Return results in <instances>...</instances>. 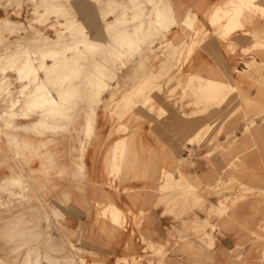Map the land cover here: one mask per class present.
Wrapping results in <instances>:
<instances>
[{"label": "rangeland", "instance_id": "1", "mask_svg": "<svg viewBox=\"0 0 264 264\" xmlns=\"http://www.w3.org/2000/svg\"><path fill=\"white\" fill-rule=\"evenodd\" d=\"M185 1L0 0V8L5 10L0 16V73L8 71V79L2 80L0 105L3 103L6 107L11 99L18 103V108L13 109L8 118L0 115V264H39V261L40 264H82L79 258L91 253L94 249L91 244L82 240L73 242L76 249L73 244L61 241L66 235L74 237L68 234L70 227L65 220L75 217L77 211L79 218L84 220L77 227L83 240L87 236L85 223L94 226L107 220L117 227L126 225L127 215L122 213L114 220L108 207V191L113 192L112 189H118L119 185L107 184L111 190L104 184L96 186L95 200L91 199L84 155L95 136L101 102L104 110L111 109L105 117H109L110 126L113 122L117 125L114 132L122 133L128 130L126 123L132 118L141 119L139 114L123 110L142 106L154 113L155 97L160 91L157 86L164 80L166 85L175 80L172 92L179 89L184 95L179 99L187 96L179 63L185 55V40L193 35L184 32L179 39L182 43L170 42L164 37L175 22L168 15L173 9L187 10ZM232 3L228 4L229 8ZM250 5L256 8L254 3ZM8 9L13 14L10 15ZM1 17H9L12 21L4 24ZM67 17L69 23L74 19L79 23L76 26L79 31L71 34V25L62 24ZM249 22L246 15L238 20L230 17L225 32L219 36L225 38L239 25L244 27ZM57 31L61 33L58 35ZM191 31L200 38L201 30L191 27ZM43 34L58 37L43 38ZM88 38L95 40L100 48ZM124 39L130 43L125 47ZM14 45L25 48L17 50L19 55L5 56ZM161 59L169 65L159 66ZM10 60L32 62L36 68L32 73H18ZM161 68L162 74L159 73L154 82H144L147 76L158 74ZM67 84L76 86L72 92L70 88L67 90L71 94L62 104L67 110L60 118L53 114L59 107L54 96L60 100L54 89L63 91L60 87ZM211 88L206 90V100H200L204 107L207 103L227 101V107L240 109V103L229 92L220 96ZM107 94L110 99L102 100V95ZM50 95L47 110L39 111L46 96ZM244 103L241 119L245 129L238 136L249 137L252 143L238 147L232 159L228 157L234 146L218 144L213 128H200L187 138L194 142V139L199 141L198 137H207L209 142H217L210 146L211 155L223 158L226 155V162L215 163L212 177L187 178L184 185L180 182L172 185L168 183V175L160 172L163 178L158 176L157 186L152 191L161 193L158 201L166 205V212L175 218L176 224L163 228L166 235L164 233L158 243H147L152 256L149 264H264V112L248 113L246 109H256L258 104ZM23 106L38 109V112L23 113ZM163 109L164 112L170 110L167 105ZM44 113L51 115L52 118L48 115L47 119L61 124L62 128L44 130L39 123L23 128L16 126V122L42 121ZM213 116L211 108L208 114L196 115L194 122ZM124 120L127 121L125 125ZM10 131L16 134L17 142ZM235 134L228 136L232 144L238 139ZM106 142L99 148L101 154L108 151ZM123 144L120 138L111 146L120 147V159L124 155ZM112 148L110 152L114 158L118 152ZM95 201L96 205L91 204ZM75 202L80 205L77 209ZM90 207H93V217ZM203 219L207 225L198 226ZM59 246L63 247L61 251ZM47 254L53 258L44 263L42 259ZM68 257L70 259L66 260ZM129 260L134 261V258ZM129 260L120 261L126 264Z\"/></svg>", "mask_w": 264, "mask_h": 264}, {"label": "crops", "instance_id": "2", "mask_svg": "<svg viewBox=\"0 0 264 264\" xmlns=\"http://www.w3.org/2000/svg\"><path fill=\"white\" fill-rule=\"evenodd\" d=\"M250 1L255 4L256 8H252ZM185 2L187 10L173 9L171 14L168 15V18L175 22L170 26L164 37L170 42L182 43L180 35L184 32L193 35V38L189 36L188 40H185V55L179 63L183 77V87L188 90L187 96L179 99L180 96L183 97L184 95L182 90L179 89L174 93L172 92L175 88V80L169 85H166L164 80L161 85L157 86L160 91L155 97L156 107L154 113H149L142 106L123 110L124 113L128 114L134 113L136 116L139 114L141 119L132 118L128 123L124 120V125L127 124L128 130L122 133L114 132L117 125L113 122V125L110 126L109 117H105V113L109 114L111 109L104 110V107L102 108L103 102L99 104L98 108H101V116L97 119L95 136L84 155L85 171L91 183V199L95 200L96 189L99 185L104 184L109 190L112 189L109 186L111 183L114 187L119 185L118 189H112L113 192L108 191L110 193L108 207L114 220L119 219L122 213L127 215V219L123 228L117 227L107 220H103L102 224L94 226L93 224L88 226L85 223L86 240H83L82 235L77 232L79 222L84 221L78 216L80 212L77 211L72 219H66L65 223L70 227L68 234L74 237L67 238L66 235L60 237L61 241L73 244V242L77 243L82 240L90 243V246L94 248L90 254H85L84 258H79L82 264H124L120 260H129L130 258H134V261L129 260L130 262L127 261L126 264H149V259H152V256L146 247L147 243H158L165 233L163 228H167V225L173 226L176 224L175 218L166 212V205L158 201L161 193L152 191L157 186L156 180L158 176L160 177V172L163 171L164 176L168 175V183L172 185L176 182L183 184V181L187 182V178L208 179L212 177L216 170V162L223 163L227 161L226 155H223L225 159L218 155H211L210 146L215 145L217 142L220 145L234 146L228 157L229 160L236 154L238 147L252 143V139L249 137H239L238 134L245 129V125L242 123L243 119H241L242 112H244L242 103L253 101L258 104V107H254L256 109H246L248 113L264 112V0H186ZM231 3L232 8H229L228 4ZM41 5L46 7L48 4ZM7 12L10 15L13 14L9 9ZM4 14L5 10L0 8V16ZM245 15L249 18V23H246L244 27L239 25L225 38L219 36L225 32L228 24L227 19L231 17L238 20V18H244ZM1 19L4 24H9L12 21L9 17H1ZM222 19L224 21H221ZM241 20L246 21L245 19ZM231 23H234V20ZM62 24L71 25V34L80 30L76 27L79 23L75 19L69 23L67 17V21ZM191 27L201 30L200 38L197 39L192 34L195 32L191 31ZM59 32L57 31L58 35ZM43 35V38L58 37V35L57 37ZM88 41H93L100 48L95 40L88 38ZM122 43L125 47L129 43L128 39H124ZM191 45L193 47L189 52ZM23 48L25 46L17 47L14 45L11 49L19 50ZM161 60L159 66L169 65L165 62L166 60ZM7 72L0 73V89L3 87L2 80L7 78ZM157 72L158 74L152 73L147 76L144 82H154V79L162 74V68ZM123 73H125V70ZM67 85L60 87V89H64L63 91L54 89L60 100L52 93L59 103V107L54 109L55 112L53 113L57 116L64 114L67 110L64 107L62 108V104L66 103L71 94L67 90L70 88L72 92L76 86L74 84ZM153 87L155 85L151 88ZM211 87L220 96H224L229 92V95L240 103V109L236 110L234 108V110L231 106L227 107V101H225L213 105L207 103L206 107L209 106V109L206 110L200 100H206V90L212 89ZM93 90L97 91V89ZM1 95H3L2 91H0V97ZM103 98L109 100L110 95H102V100ZM124 98L127 101V97ZM48 99L51 100V95L46 96L44 104L38 108L39 111L45 112L47 110L48 107L46 106L50 103V101H47ZM7 102L6 107L3 106V103L0 105V115H6L8 118L12 110L18 108V103H15L13 99ZM165 105L169 106V111L164 112ZM211 108L214 111L213 118L207 117L202 121L194 122L196 115L208 114ZM38 109L30 110L29 106H23L22 111L32 115L38 112ZM48 115L44 113L45 119L42 121L16 122V126L23 128L31 123H39L38 125L44 130L62 128L61 124L53 123L50 119H47ZM49 117L52 118L51 115ZM211 123L214 125L212 126ZM200 128L203 130L213 128L217 142H209L207 137H198L199 141L198 139H194V142L188 141L187 138L190 135L194 136ZM232 133H236L235 136L238 138L237 142L233 144L232 138L228 137ZM10 135L16 141V134L10 131ZM120 138L123 139L124 143L123 159H120L118 151L121 149L120 147L117 149V145L113 147L115 152H118L114 154V158L110 152L113 143ZM106 140V145L109 146L108 151L101 154L99 148ZM228 140L231 141L226 143ZM257 140L259 142L258 138ZM190 149L193 151L192 154ZM127 179L129 181H124ZM163 186L162 183L161 187ZM75 203V208H79L78 202ZM92 203L96 205V201ZM92 209L93 207L89 208L90 213ZM104 211L105 209H103ZM93 215L94 212L92 211V217ZM140 215L143 216L140 217ZM202 221V224L197 225L206 226V219ZM218 236L220 237V234ZM218 236L216 240L219 239ZM57 237L58 235H56ZM62 249L63 247L59 246V250ZM51 257L53 258L48 254L43 256L42 262H47V259ZM68 259L70 258H66V260Z\"/></svg>", "mask_w": 264, "mask_h": 264}, {"label": "bare ground", "instance_id": "3", "mask_svg": "<svg viewBox=\"0 0 264 264\" xmlns=\"http://www.w3.org/2000/svg\"><path fill=\"white\" fill-rule=\"evenodd\" d=\"M47 41V39H45V42ZM44 42V41H43ZM42 42V43H43ZM37 43V42H36ZM40 43V42H39ZM38 43V44H39ZM47 43V42H46ZM40 46H42V45H40ZM18 51H21V50H18ZM17 50H12L11 49V51H6L5 52V56H15L16 54L17 55H19L20 53L18 52ZM24 51H26V49L24 50ZM23 51V52H24ZM27 57L29 58V54L27 55ZM27 58V59H28ZM4 60V59H3ZM23 60V59H22ZM25 60V59H24ZM12 63H13V66H14V68L13 69H15V71L16 72H18V73H21V72H26V73H32L33 72V70L36 68V66L32 63V62H24V63H17L15 60H10ZM1 65V64H0ZM4 65V64H3ZM1 69V68H0ZM9 69V68H8ZM36 71V70H35ZM27 75H29V74H27ZM26 75V76H27ZM12 114V113H11ZM14 114V113H13ZM13 116V115H12ZM24 116V115H23ZM26 116V115H25Z\"/></svg>", "mask_w": 264, "mask_h": 264}]
</instances>
